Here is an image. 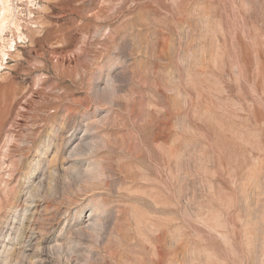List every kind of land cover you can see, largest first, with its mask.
Instances as JSON below:
<instances>
[{
	"label": "rangeland",
	"instance_id": "rangeland-1",
	"mask_svg": "<svg viewBox=\"0 0 264 264\" xmlns=\"http://www.w3.org/2000/svg\"><path fill=\"white\" fill-rule=\"evenodd\" d=\"M3 12L0 264H264V0Z\"/></svg>",
	"mask_w": 264,
	"mask_h": 264
},
{
	"label": "bare ground",
	"instance_id": "bare-ground-1",
	"mask_svg": "<svg viewBox=\"0 0 264 264\" xmlns=\"http://www.w3.org/2000/svg\"><path fill=\"white\" fill-rule=\"evenodd\" d=\"M6 1H7V4H9V0H6ZM0 18H1V22L5 20V12L1 13ZM12 25L15 26V29L17 32H20L19 25L17 23L14 22ZM1 27H2L1 32L3 33L4 30L6 29V25L3 23ZM18 38L19 40L22 39L21 36ZM14 47H15V43L12 40L6 41L4 38H0V69L3 65V62L7 59V56H8L5 49L13 50Z\"/></svg>",
	"mask_w": 264,
	"mask_h": 264
}]
</instances>
